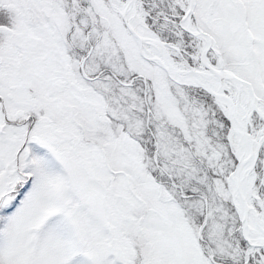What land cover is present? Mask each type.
Returning a JSON list of instances; mask_svg holds the SVG:
<instances>
[{"label":"snow or ice","instance_id":"6c2138e0","mask_svg":"<svg viewBox=\"0 0 264 264\" xmlns=\"http://www.w3.org/2000/svg\"><path fill=\"white\" fill-rule=\"evenodd\" d=\"M0 264H264V0H0Z\"/></svg>","mask_w":264,"mask_h":264}]
</instances>
